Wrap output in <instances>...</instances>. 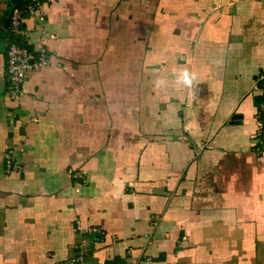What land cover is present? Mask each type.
Returning <instances> with one entry per match:
<instances>
[{
    "label": "crops",
    "instance_id": "0c3cea01",
    "mask_svg": "<svg viewBox=\"0 0 264 264\" xmlns=\"http://www.w3.org/2000/svg\"><path fill=\"white\" fill-rule=\"evenodd\" d=\"M25 1L0 0V264H264V0H43L14 89Z\"/></svg>",
    "mask_w": 264,
    "mask_h": 264
},
{
    "label": "built area",
    "instance_id": "2783aa9c",
    "mask_svg": "<svg viewBox=\"0 0 264 264\" xmlns=\"http://www.w3.org/2000/svg\"><path fill=\"white\" fill-rule=\"evenodd\" d=\"M43 0H26L22 6L11 8L7 29L6 43L4 48L5 55V75L14 89H18L24 80L25 75L33 70H37L48 64V56L44 49L39 51L30 50L27 47V30L24 27V19L27 15H33L39 23L44 20L42 12ZM264 114V103L259 105L256 113V127L253 134L252 150L255 155L264 158V123L262 115ZM4 171L7 174L13 172H22L23 168L17 161V151L12 147H7L3 155ZM77 231L85 232L89 235L101 233L99 228L88 227L82 229L76 222ZM85 254L82 251H76L66 259V264H85Z\"/></svg>",
    "mask_w": 264,
    "mask_h": 264
},
{
    "label": "clouds",
    "instance_id": "9594fccd",
    "mask_svg": "<svg viewBox=\"0 0 264 264\" xmlns=\"http://www.w3.org/2000/svg\"><path fill=\"white\" fill-rule=\"evenodd\" d=\"M181 80L184 84H190L191 83V79H190V76L188 74L187 71H185L184 73H182L181 75Z\"/></svg>",
    "mask_w": 264,
    "mask_h": 264
},
{
    "label": "water",
    "instance_id": "95a60500",
    "mask_svg": "<svg viewBox=\"0 0 264 264\" xmlns=\"http://www.w3.org/2000/svg\"><path fill=\"white\" fill-rule=\"evenodd\" d=\"M262 121H263V123H264V114L262 115Z\"/></svg>",
    "mask_w": 264,
    "mask_h": 264
},
{
    "label": "trees",
    "instance_id": "16d2710c",
    "mask_svg": "<svg viewBox=\"0 0 264 264\" xmlns=\"http://www.w3.org/2000/svg\"><path fill=\"white\" fill-rule=\"evenodd\" d=\"M27 47H28V44H27ZM29 48V47H28ZM30 49V48H29ZM31 50V49H30Z\"/></svg>",
    "mask_w": 264,
    "mask_h": 264
}]
</instances>
